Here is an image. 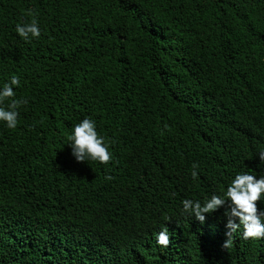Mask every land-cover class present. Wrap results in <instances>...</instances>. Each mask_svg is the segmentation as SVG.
I'll list each match as a JSON object with an SVG mask.
<instances>
[{"label":"trees","instance_id":"1","mask_svg":"<svg viewBox=\"0 0 264 264\" xmlns=\"http://www.w3.org/2000/svg\"><path fill=\"white\" fill-rule=\"evenodd\" d=\"M13 76L0 264H264V239L226 237L227 204L204 223L182 206L264 176V0H0V88ZM85 118L107 164L72 155Z\"/></svg>","mask_w":264,"mask_h":264},{"label":"clouds","instance_id":"2","mask_svg":"<svg viewBox=\"0 0 264 264\" xmlns=\"http://www.w3.org/2000/svg\"><path fill=\"white\" fill-rule=\"evenodd\" d=\"M16 31L24 40L38 38L40 28L35 19L31 23L17 24ZM20 80L13 76L9 83H5L0 88V122H4L9 129H15L18 123V108L26 101L11 99L7 107H4L5 100L14 97V86H19ZM68 145L71 148L73 157L78 162H88L89 160L107 164L112 156L109 145L103 136L99 135L94 120L85 118L77 123L68 136ZM258 158L264 161V151L260 152ZM197 167L193 165V168ZM198 173L192 172L193 178ZM264 199V176H255L248 172L237 173L227 185L223 194H213L202 204L198 200L185 199L182 201L183 212L194 216L199 222L204 223L205 214H211L220 208H225L224 215L227 217L225 233L227 238L243 227L245 239H264V209L258 210L257 201ZM160 245L167 246L169 237L166 231H162L157 236ZM230 239H226L223 247H227Z\"/></svg>","mask_w":264,"mask_h":264}]
</instances>
